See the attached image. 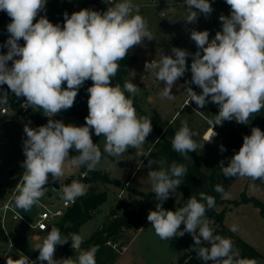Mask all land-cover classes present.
Returning a JSON list of instances; mask_svg holds the SVG:
<instances>
[{"label": "clouds", "instance_id": "9594fccd", "mask_svg": "<svg viewBox=\"0 0 264 264\" xmlns=\"http://www.w3.org/2000/svg\"><path fill=\"white\" fill-rule=\"evenodd\" d=\"M48 0H0V11L10 17L7 25L8 38L0 48V86L7 88L17 98L24 97L25 105L41 109L48 117L45 125L33 128L25 124L23 140L21 182L16 186L18 194L13 197V211H30L40 203L48 190L49 174L53 181L60 182L61 199L75 201L86 195L87 187L78 180L69 185H61L64 165L86 167L95 171L102 159L98 144L93 142L92 131L104 138V153L111 157L123 155L129 148L143 151L146 138L152 132L149 116H138L133 97L140 88L125 81L123 88L113 86L120 61L131 49L143 44L145 38L152 40L148 22L140 14V8L133 0H103L108 4L104 12L84 8L70 16L64 13V23L53 24L46 15ZM187 8L185 22L195 24L198 15L208 18L213 12L209 0H183ZM230 6V14H220L222 30L210 40L208 30L190 31V39L197 51L172 47L171 54H162L159 61L145 63L159 82H163L160 93L162 99L174 100L172 88L189 71L187 58L191 57V80L202 91L198 94L191 86L185 88L188 105L194 102L204 108L209 102L218 105V112L209 120L213 130L206 136L211 143L217 135L214 128L225 121L249 124L251 117L264 109V0H225ZM39 16V19L37 17ZM23 40V45L20 41ZM11 62V66H9ZM88 80V115L85 124H65L53 119L61 111L74 106L79 89ZM66 83V87L63 85ZM128 93L130 95H126ZM9 94L0 90V104H7ZM188 122L181 126L172 137V148L186 159L188 153L202 150ZM77 155H70V150ZM220 151L226 149L220 146ZM151 152H143L149 157ZM158 161L149 159L148 177L152 191L159 201L155 210H150L147 220L161 240L191 234L197 258L212 264H257L254 259L241 257L239 249L231 238L214 235L211 225L214 221L206 212L215 207V198L204 192L191 196L185 206L172 211L163 203L175 193L188 173L183 164L173 163L170 169L150 170ZM222 174L226 178H248L264 181V131L253 127L250 135L243 137L238 152L229 159L228 165L220 162ZM86 175V173H85ZM217 193L226 196L224 187L217 184ZM184 225L181 230V225ZM197 230L199 234L197 235ZM237 226L230 229L236 232ZM71 240V247L78 256L57 260L54 258L56 246ZM83 238L71 233L61 236L58 228L51 227L43 242L33 250H38L39 264H96L98 246L81 249ZM19 259L6 258V264H37L22 252Z\"/></svg>", "mask_w": 264, "mask_h": 264}, {"label": "rangeland", "instance_id": "374dc122", "mask_svg": "<svg viewBox=\"0 0 264 264\" xmlns=\"http://www.w3.org/2000/svg\"><path fill=\"white\" fill-rule=\"evenodd\" d=\"M71 1V0H63ZM163 4V9L166 11V16H162L159 8L153 2ZM120 2V0H116ZM212 5L213 12L208 18L203 14L198 15L195 24L186 23L187 8L183 0H133V3L140 8V14L148 22V30L152 33V40L145 38L140 46H135L131 49V54L136 56V61L129 67V74L133 79V83L140 88V92L134 98L139 105L136 109L138 116H149L152 123V132L146 138L143 145V151L134 148H129L123 155L119 157L106 156L101 159L97 165L98 170L109 174L111 179H116L120 185H105L101 188L99 185L87 184V191L94 186L98 192L106 193V200L97 207L93 216L80 229V236L83 240L89 239L95 230L105 223L110 216L112 209L118 206L121 200L119 194L123 190L122 198L135 209H141L146 202V196L149 194L148 207L150 210H155L156 200L152 191L151 181L148 177L149 168L143 152H150L154 144L160 139L165 129L180 115L181 121H188L189 128L198 135L194 137L198 144H204L200 154L209 155L214 158L215 162L220 165L224 161L227 166L231 156L226 151L221 152L220 146L225 145V139L219 135V130L227 132L230 129L235 131L242 137L251 134L253 127H259L264 131V109L258 114L251 117L249 124H238L235 121H225L223 125L216 126L214 131L217 135L212 139V142H206L205 136L209 130H213L209 120L214 119V115L218 112V105L209 102L204 108H198L194 102L185 105L188 102V96L185 88L191 86L198 94L202 91L194 84L186 86V82L191 80V57L187 58L188 73H185L172 88V94L175 95L174 100L162 99L160 96L163 90V82H159L151 70L145 69V63H150L152 60L159 61L162 54L170 55L172 47H178L195 53L197 51L195 42L190 39V31L195 29L198 31L208 30L211 40L217 31L222 30V24L219 21L220 14L229 15L230 6L225 3V0H209ZM92 84L88 80L79 89L78 95L87 96V88ZM33 107H30V110ZM25 113L24 118L21 114L13 109H8L0 104V208H3L9 201L10 208L7 210L0 209V217L2 225L8 238L7 242L0 241V264H6V258L10 256L12 259H19L18 253L22 252L33 260L39 254L38 250H33L37 244L43 242L48 231L39 233L34 236V226L37 223L39 214L45 207L51 205H59L62 203L60 191L51 192V185L59 181H53L49 174V183L45 186L48 188L46 194L41 198L40 203L30 211L15 210L13 211V197L18 194L16 186L21 182L23 173L22 163L24 161L23 140L26 139V134L23 129L25 124L33 127L29 122L32 112ZM88 112V107L86 108ZM60 120L67 121L76 126L85 124V120L79 116L73 115L69 110L61 111L58 114ZM3 117L5 119H3ZM54 118V117H53ZM49 119V118H48ZM48 119L46 120L48 122ZM34 128V127H33ZM160 129L161 133L157 130ZM96 137L94 130L92 131V139ZM99 137V146L104 149V138ZM212 147V148H210ZM224 147V146H223ZM214 151V152H213ZM81 167H73L70 162L64 165V176L61 178V185H69L73 180L80 175ZM169 169V164L163 161L160 164V169ZM150 170H154L153 168ZM67 179L70 181L67 182ZM55 183V184H56ZM126 184V185H125ZM123 185V186H121ZM125 185V186H124ZM226 196H222L224 202L219 203L215 210L216 212L224 213V227L241 239L245 243L253 247L261 257L257 260V264H264V214L261 209L255 206L252 202L235 205L234 202L240 201L242 194L248 198L259 201L264 207V181H252L248 178L238 177L228 188ZM151 194V195H150ZM84 196V195H83ZM184 197L180 190L170 195V200L174 203H179ZM81 197H78V201ZM165 202L163 207L165 208ZM208 218L210 216L206 214ZM233 225L237 226V231H230ZM184 225H181L183 230ZM215 229V225H211ZM199 231L197 230V235ZM62 238L64 237L61 235ZM184 242L187 244V253L191 257V262L201 264L202 259L197 258L194 251V240L191 234H184ZM120 244V243H119ZM236 248L237 244H234ZM61 248V245L56 246V251ZM238 249V248H237ZM212 264L211 261L205 262ZM203 264V263H202Z\"/></svg>", "mask_w": 264, "mask_h": 264}, {"label": "trees", "instance_id": "16d2710c", "mask_svg": "<svg viewBox=\"0 0 264 264\" xmlns=\"http://www.w3.org/2000/svg\"><path fill=\"white\" fill-rule=\"evenodd\" d=\"M107 7L108 4L104 3L103 0H48L45 11L41 12L40 15H46V17L53 24L59 23L61 24V26H63L65 12H67L69 16L73 12L79 11L84 8L104 12L107 10ZM37 19H39V16L37 17ZM10 22V17H8L7 14L3 12L0 16V45L4 44V42L8 38L9 34L7 33V25ZM23 43L24 41L21 40L20 44L23 45ZM6 52V48H0V53ZM135 61L136 56L131 54L130 50L127 57L119 62L120 67L116 76L113 78V86L119 84L121 88H123L125 81H130L133 83V79L129 74V67ZM9 66H11V62H9ZM63 87H66V83L63 85ZM125 94L130 95L128 93ZM87 100V96L77 95L74 106L68 110L71 114L79 116L85 120V117L88 115V112L86 111ZM133 100L134 106L139 109V105L134 97ZM11 105L13 110L21 113L17 102L12 101ZM30 111L32 112V114L28 122L34 128L43 125V122L47 120V117L43 115L41 109L31 108ZM179 117L180 115L165 129V132L161 135L160 139L150 150V156L146 158L147 162L149 159L158 161V163L154 164L152 167L154 170H160V164L163 161H166L169 164V169L173 163L183 164L188 169L187 175L182 178V183L177 188L184 195V201L176 204L170 200H166L165 203L167 204L168 210L175 211L185 206L187 200L191 196H197V198L199 199V193L201 192L213 196L215 198V207L213 209H209L206 214L210 216V219L214 221V225L216 226L214 235L218 234L226 238H231L234 244H237V248L240 251L241 257L254 259L257 261L261 257V255L249 244L245 243L244 241L233 235L231 232H229L223 225L224 213L216 212L215 210L216 206L219 203L224 202V200L222 199V195L214 190L215 186L217 184H220L224 187V190L227 191L238 177H224L219 164L215 162L214 158L211 157V154L203 155L200 154L197 150L188 153V158L186 159L183 155L173 150L172 137L174 136L175 131H177L181 126ZM53 119L60 120L58 115ZM63 122L65 124H69V122L67 121ZM157 131L161 133L160 129H158ZM219 135H221V137L225 139V145L223 146L226 149V153L231 157L235 152H238L239 148L243 144L242 137L235 131V129H230L226 133L219 130ZM93 142L98 144L99 146V137H94ZM100 150L103 159L106 156V153H104L101 148ZM70 155H77V153L73 149L70 150ZM85 173L86 175L83 178L81 175ZM76 180L83 181L87 184L92 185H120V182L116 179H111L108 173L102 172L98 169L88 172L86 167L80 168V175L76 178ZM68 181H70V179H67V182ZM144 196H146L147 200L145 202V205L139 210L131 207L125 200L121 199L118 203V206L112 209L109 219L105 223H103L93 233V235L89 239L85 240L81 245V249L85 250L90 246H98V251L96 253V264H114L120 255L115 252L112 247L108 246L107 243H120L121 241H123L122 236L125 231L138 228L146 221V211L148 207L149 194H144ZM241 197L242 198L240 201L234 202L235 205L238 206L240 204L252 202L255 206L259 207L264 214V207L259 201L250 199L245 194H242ZM105 200V192L97 193V188L91 187L87 191L86 195L82 196L76 202V204L69 208L64 217L59 220L55 227L59 229L61 235H63L64 237H69L71 233L80 235L81 227L91 219L94 211ZM1 220L2 218L0 217V241L7 242L8 238L3 229ZM38 255L33 259V261H37V264H39V261L37 260ZM77 256L78 252L72 249L71 240L69 239L68 243L61 245V248L55 251L54 258L60 260L72 257L73 259H75ZM44 264H47V262H44Z\"/></svg>", "mask_w": 264, "mask_h": 264}, {"label": "crops", "instance_id": "0c3cea01", "mask_svg": "<svg viewBox=\"0 0 264 264\" xmlns=\"http://www.w3.org/2000/svg\"><path fill=\"white\" fill-rule=\"evenodd\" d=\"M186 103L187 101H185L184 104ZM55 183L56 182H54V184H52L51 186L58 185V189L50 190L51 192L58 191L60 188V184ZM99 187L101 188L102 185H99ZM183 201L184 197L180 200V202ZM127 203L131 207H133L129 201ZM6 205H9V201L6 203ZM164 205L165 209L168 210L167 204L165 203ZM151 206L152 205H150V207ZM149 208H147L146 211V221L140 227L129 229L123 233V241H121L119 245L127 246L128 250L125 253L121 254L114 264H189L191 262V257L194 258V256H188V253L186 251V248L188 246L186 242L183 241L184 235L182 237L176 236L170 240H161L155 234L154 229L152 228L150 222L147 220ZM0 209H3L5 211L4 207ZM3 229L5 228L3 227ZM34 230L35 231L32 232L34 233V236H37L39 233H43L38 232L36 229ZM212 230L213 233H215V229L212 228ZM202 263L206 264L205 262L201 261V264Z\"/></svg>", "mask_w": 264, "mask_h": 264}, {"label": "built area", "instance_id": "2783aa9c", "mask_svg": "<svg viewBox=\"0 0 264 264\" xmlns=\"http://www.w3.org/2000/svg\"><path fill=\"white\" fill-rule=\"evenodd\" d=\"M116 2V0H114ZM155 6H157L161 12V15L164 17L166 16V11L163 9V4L160 2H153ZM2 11H0V16L2 15ZM188 73V71L186 72ZM0 90L6 91L9 94V100L7 104H2L4 107L8 109H12V101H15L18 103L19 109L21 110V116L24 118L25 113H27L30 110V106L25 105V99L24 97L17 98L14 93H12L8 88L7 85L0 86ZM4 118V117H3ZM48 119V117H47ZM47 121L43 122V125H45ZM25 160V157H24ZM83 178L85 177V174L81 175ZM123 191L119 194V198L122 199ZM77 200L75 201H63L59 205H51L49 207H45L42 212L39 214V218L37 220V223L32 226L34 229H36L38 232H47L50 230L51 227H55V225L59 222L60 219L64 217L66 212L71 208L74 204H76ZM4 209H9V205L4 206ZM108 246L112 247L115 252H117L119 255L125 253L128 250L127 246H120L119 243H112L108 242Z\"/></svg>", "mask_w": 264, "mask_h": 264}, {"label": "water", "instance_id": "95a60500", "mask_svg": "<svg viewBox=\"0 0 264 264\" xmlns=\"http://www.w3.org/2000/svg\"><path fill=\"white\" fill-rule=\"evenodd\" d=\"M4 119H5V118H4ZM50 188H51V190H56V189H58V185H53V186H51Z\"/></svg>", "mask_w": 264, "mask_h": 264}, {"label": "bare ground", "instance_id": "6f19581e", "mask_svg": "<svg viewBox=\"0 0 264 264\" xmlns=\"http://www.w3.org/2000/svg\"><path fill=\"white\" fill-rule=\"evenodd\" d=\"M211 132H212V130H209L208 133L206 134V136L211 135ZM206 136H205V137H206ZM213 138H214V137H213Z\"/></svg>", "mask_w": 264, "mask_h": 264}]
</instances>
